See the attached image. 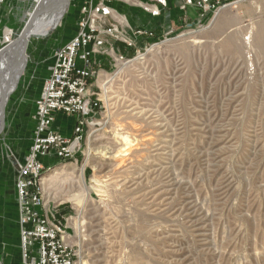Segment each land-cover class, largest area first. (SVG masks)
<instances>
[{"label": "rangeland", "instance_id": "1", "mask_svg": "<svg viewBox=\"0 0 264 264\" xmlns=\"http://www.w3.org/2000/svg\"><path fill=\"white\" fill-rule=\"evenodd\" d=\"M84 1L70 0L50 34L28 39L24 69L4 106L0 264H25L17 163L31 144L33 103L52 54L75 34ZM134 1L140 4L119 0L116 12L127 23L144 22L151 3ZM209 1L215 7H197L198 20L157 36L142 64L117 75L111 61L102 66L112 76L110 88L105 98L96 82L101 107L86 118L80 150L61 163L41 159L46 167L57 163L46 173L43 197L70 234L75 264H264V0ZM31 4L0 5V48L5 28L18 36ZM119 45L127 58L134 56ZM76 117L60 113L54 127L72 137ZM106 120L141 144L115 160L95 154L86 163L91 129H99L96 147L116 153L114 135L96 123ZM82 166L87 195L78 212L68 197L81 189Z\"/></svg>", "mask_w": 264, "mask_h": 264}, {"label": "built area", "instance_id": "2", "mask_svg": "<svg viewBox=\"0 0 264 264\" xmlns=\"http://www.w3.org/2000/svg\"><path fill=\"white\" fill-rule=\"evenodd\" d=\"M4 1L0 0V5ZM109 1L82 3L75 34L54 50L48 76L34 101L31 144L24 160L17 163L14 181L19 246L25 264H75L70 234L55 220L56 212H49L41 187L44 175L57 163L46 167L41 159H56L61 163L72 159L80 150L88 123L86 118L101 107L95 89L100 73L105 72L101 68L104 61H111L112 68H116L119 62L132 60L158 44L152 31L132 29ZM234 1L224 0L223 4ZM186 3H194L203 11L215 7L209 0H186ZM151 13L156 15L158 10L152 9ZM127 29L141 38V44H137ZM119 44L133 49L134 56L127 58ZM57 113L77 115L72 137L62 135L54 127Z\"/></svg>", "mask_w": 264, "mask_h": 264}, {"label": "bare ground", "instance_id": "3", "mask_svg": "<svg viewBox=\"0 0 264 264\" xmlns=\"http://www.w3.org/2000/svg\"><path fill=\"white\" fill-rule=\"evenodd\" d=\"M39 1L40 0H31L32 3L31 8L29 9V11L22 14L21 20H23L24 23L29 18L30 13L32 12L33 8L36 6V4ZM69 1L70 0H42L43 2L42 9L37 18V23H35L33 26L30 27L28 34L31 35L33 33L35 35L34 38L36 39H41L47 36V34H49L50 31H52L56 27V25L60 22V20L63 18V15L68 7ZM128 1L135 3L134 0H128ZM225 18H226L225 16L222 17L223 20ZM3 33H4L3 40L5 44H8V46L5 47V49L0 50V111L1 108H3L7 103L9 96L13 93V91L17 87V83L20 79V75L24 69L25 59L27 57L26 49L29 39V38H25L21 40L19 37L20 33L18 34L17 37L12 39L13 38L12 31L11 29L8 28H5ZM154 50L155 49L147 50V53L142 54L132 60L119 62L117 67L118 69L115 75L123 71L125 68L131 67L132 65L142 64L145 60L149 58V55H151V52ZM111 80H112L111 74L105 72H101L98 77L97 82L100 84L102 89V95L105 98H107V92L109 91ZM96 123L102 126L101 128H103V130L101 129L100 130L103 133L112 132V134L114 135L113 138L116 139V141L114 142L116 153L112 154L114 150H111V148H108L103 145H99L96 147L95 146V143L97 141L96 132L99 131V129H91L87 138L88 150L85 159L86 163H88L91 157H93V155L95 154H97L98 156H102V160L103 158L109 161L115 160L119 156L123 157L125 155L130 154L132 152L133 146H137L141 144L140 142L137 141L136 137L130 138L132 136L130 133L118 132V130H124L123 128L115 129L114 127L108 126L107 120ZM0 124H1V119H0ZM105 149H107V151ZM106 153H110V155L106 156ZM103 164H101L100 166L102 167ZM106 164L107 166H109L108 163ZM72 167L75 169L74 165ZM83 167L84 166H82L78 171V179H79V184L81 185V189L76 193L69 194L68 197V199H70V201L73 203L75 209H77L78 212L81 211V208L86 202L85 196L87 195V188H86ZM53 169L54 168H52L50 171H53ZM45 176L46 174L43 177L42 187L45 181L47 180Z\"/></svg>", "mask_w": 264, "mask_h": 264}, {"label": "crops", "instance_id": "4", "mask_svg": "<svg viewBox=\"0 0 264 264\" xmlns=\"http://www.w3.org/2000/svg\"><path fill=\"white\" fill-rule=\"evenodd\" d=\"M117 2H119V0H111L108 2V4L116 10L118 8ZM149 2L151 3V5L147 4V6H150V8L144 7L145 12H142L141 15L144 22L139 23L134 20L131 23L128 22V24L132 29L141 28L152 31L154 33L155 39L157 36L167 34L171 30H173L175 28V25L179 22L185 21L186 24H188L189 22L198 20L199 9L194 4H187L185 0H168V4L165 5L166 7L164 5L157 4L155 0H149ZM135 3L140 4V2L138 1H135ZM152 9H157L158 14H151ZM127 31L133 39L137 40V44H141V38H136L131 29H127ZM106 64L108 65V63L104 61L102 66ZM39 93L40 91L36 95L35 99L39 96ZM33 111H35L34 103ZM59 116L60 113H57L56 118ZM56 122L57 119L55 120V123Z\"/></svg>", "mask_w": 264, "mask_h": 264}, {"label": "water", "instance_id": "5", "mask_svg": "<svg viewBox=\"0 0 264 264\" xmlns=\"http://www.w3.org/2000/svg\"><path fill=\"white\" fill-rule=\"evenodd\" d=\"M42 4H43V2H42V0H40L36 4V6L33 8L32 12L29 15V18L25 21L24 27L22 28V30L20 32V35H19L21 40L25 39V38H29L30 39L32 37H35V35L33 33L30 35V34H28V32H29L30 27L33 26L35 23H37V18H38L39 13H40V11L42 9ZM7 46H8V44L3 45L0 48V50L5 49V47H7ZM0 119H1V124H0V133H1V131H2L3 127H4V107L1 108Z\"/></svg>", "mask_w": 264, "mask_h": 264}]
</instances>
